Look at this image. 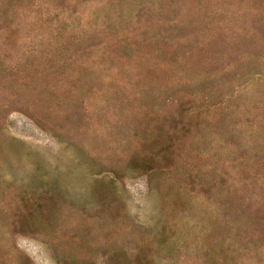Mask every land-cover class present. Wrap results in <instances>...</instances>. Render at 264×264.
<instances>
[{
	"label": "rangeland",
	"instance_id": "374dc122",
	"mask_svg": "<svg viewBox=\"0 0 264 264\" xmlns=\"http://www.w3.org/2000/svg\"><path fill=\"white\" fill-rule=\"evenodd\" d=\"M0 264H264V0H0Z\"/></svg>",
	"mask_w": 264,
	"mask_h": 264
}]
</instances>
